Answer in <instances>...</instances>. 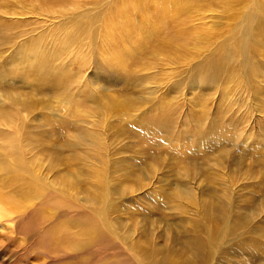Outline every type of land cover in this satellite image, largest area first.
<instances>
[{
    "label": "rangeland",
    "instance_id": "obj_1",
    "mask_svg": "<svg viewBox=\"0 0 264 264\" xmlns=\"http://www.w3.org/2000/svg\"><path fill=\"white\" fill-rule=\"evenodd\" d=\"M1 72L0 264L262 256L264 0H0Z\"/></svg>",
    "mask_w": 264,
    "mask_h": 264
},
{
    "label": "bare ground",
    "instance_id": "obj_2",
    "mask_svg": "<svg viewBox=\"0 0 264 264\" xmlns=\"http://www.w3.org/2000/svg\"><path fill=\"white\" fill-rule=\"evenodd\" d=\"M78 43V42H76ZM30 60V58H28ZM4 76L3 72L0 73V77ZM62 124V123H61ZM258 236V235H257ZM219 236H213V239H210L209 241H203L202 238L196 239L195 243L193 244L194 250H195V255H197V259L200 258L203 250L206 251L207 254V259L202 260L201 259L198 261L200 264H209L210 260L212 257H215L217 254V250L214 248L217 244V241L219 240ZM260 238V237H259ZM258 237H248L247 239H241L239 242L232 248L233 254H231V248H225V253L227 255H232V256H237V257H242V255L253 253L256 255L255 251L257 249H260L262 256L257 257V256H251L249 258V262L251 264H258L259 260L263 261L264 263V245L261 242V240ZM264 241V240H263ZM206 243V244H205ZM263 245V250L261 249V246ZM222 249V248H221ZM224 253V252H223ZM250 255V254H249ZM258 255V254H257ZM260 263V262H259Z\"/></svg>",
    "mask_w": 264,
    "mask_h": 264
}]
</instances>
